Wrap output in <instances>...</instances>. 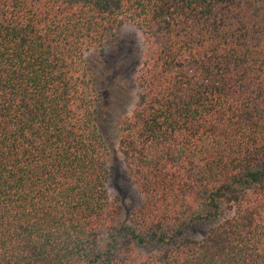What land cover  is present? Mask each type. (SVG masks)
Masks as SVG:
<instances>
[{"label":"trees","instance_id":"trees-1","mask_svg":"<svg viewBox=\"0 0 264 264\" xmlns=\"http://www.w3.org/2000/svg\"><path fill=\"white\" fill-rule=\"evenodd\" d=\"M128 24L125 223L86 56ZM0 264H264V0H0Z\"/></svg>","mask_w":264,"mask_h":264},{"label":"rangeland","instance_id":"rangeland-1","mask_svg":"<svg viewBox=\"0 0 264 264\" xmlns=\"http://www.w3.org/2000/svg\"><path fill=\"white\" fill-rule=\"evenodd\" d=\"M145 48L142 31L128 24L117 45L86 56L99 95L96 107L100 128L109 147V194L121 208L125 223H130L132 213L145 202L119 150L120 123L136 105V78L144 61Z\"/></svg>","mask_w":264,"mask_h":264}]
</instances>
